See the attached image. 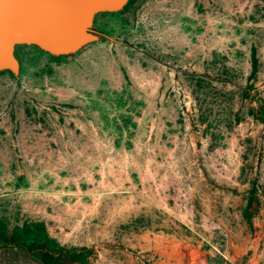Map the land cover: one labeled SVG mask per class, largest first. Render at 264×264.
I'll use <instances>...</instances> for the list:
<instances>
[{
  "label": "rangeland",
  "instance_id": "374dc122",
  "mask_svg": "<svg viewBox=\"0 0 264 264\" xmlns=\"http://www.w3.org/2000/svg\"><path fill=\"white\" fill-rule=\"evenodd\" d=\"M91 29L0 70V233L41 220L89 264H264V0H127ZM7 240L0 264H44Z\"/></svg>",
  "mask_w": 264,
  "mask_h": 264
},
{
  "label": "water",
  "instance_id": "95a60500",
  "mask_svg": "<svg viewBox=\"0 0 264 264\" xmlns=\"http://www.w3.org/2000/svg\"><path fill=\"white\" fill-rule=\"evenodd\" d=\"M127 0H0V70L17 74L15 44H34L52 55L68 54L98 39L91 29L99 11Z\"/></svg>",
  "mask_w": 264,
  "mask_h": 264
},
{
  "label": "trees",
  "instance_id": "16d2710c",
  "mask_svg": "<svg viewBox=\"0 0 264 264\" xmlns=\"http://www.w3.org/2000/svg\"><path fill=\"white\" fill-rule=\"evenodd\" d=\"M49 55L52 57L56 56L52 54ZM250 65V75H253L257 66V57L254 47L250 49ZM251 112H253L256 117L258 116L264 119V107L259 108L258 111ZM0 236L3 239H8L7 241L12 244H21L28 249L32 248L31 245L38 243L40 250L35 253L44 264H70L71 261L89 264L87 260L88 248L74 249L63 247L52 237L48 236L44 223L41 220L23 221L20 225L12 228L8 237H6L3 232L0 233Z\"/></svg>",
  "mask_w": 264,
  "mask_h": 264
},
{
  "label": "crops",
  "instance_id": "0c3cea01",
  "mask_svg": "<svg viewBox=\"0 0 264 264\" xmlns=\"http://www.w3.org/2000/svg\"><path fill=\"white\" fill-rule=\"evenodd\" d=\"M23 44V43H22ZM32 46H36V45H34V44H27L25 47L26 48H30V49H32V48H34V47H32ZM18 63H19V69H20V61H18ZM19 71V70H18ZM70 235H72L71 233H70ZM73 237H74V235H72Z\"/></svg>",
  "mask_w": 264,
  "mask_h": 264
},
{
  "label": "bare ground",
  "instance_id": "6f19581e",
  "mask_svg": "<svg viewBox=\"0 0 264 264\" xmlns=\"http://www.w3.org/2000/svg\"><path fill=\"white\" fill-rule=\"evenodd\" d=\"M72 224H73V223H72ZM72 224H71V225H72ZM73 229H74V228H73ZM75 229H76V228H75ZM70 232H71V231H70ZM73 232H74V231H73Z\"/></svg>",
  "mask_w": 264,
  "mask_h": 264
}]
</instances>
